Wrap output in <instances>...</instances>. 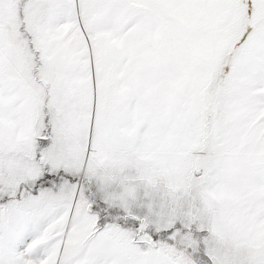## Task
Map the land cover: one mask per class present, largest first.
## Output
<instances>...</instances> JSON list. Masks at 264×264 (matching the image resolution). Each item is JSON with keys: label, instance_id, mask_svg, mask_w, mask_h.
Segmentation results:
<instances>
[{"label": "snow or ice", "instance_id": "obj_1", "mask_svg": "<svg viewBox=\"0 0 264 264\" xmlns=\"http://www.w3.org/2000/svg\"><path fill=\"white\" fill-rule=\"evenodd\" d=\"M0 264H264V0H0Z\"/></svg>", "mask_w": 264, "mask_h": 264}]
</instances>
